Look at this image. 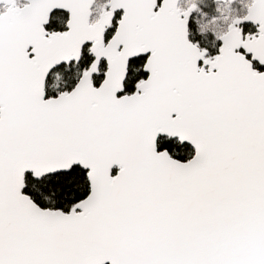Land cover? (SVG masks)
Instances as JSON below:
<instances>
[{
	"label": "snow or ice",
	"instance_id": "1",
	"mask_svg": "<svg viewBox=\"0 0 264 264\" xmlns=\"http://www.w3.org/2000/svg\"><path fill=\"white\" fill-rule=\"evenodd\" d=\"M194 11L0 0V264H264V0Z\"/></svg>",
	"mask_w": 264,
	"mask_h": 264
},
{
	"label": "rangeland",
	"instance_id": "2",
	"mask_svg": "<svg viewBox=\"0 0 264 264\" xmlns=\"http://www.w3.org/2000/svg\"><path fill=\"white\" fill-rule=\"evenodd\" d=\"M105 0H95L96 10H100ZM214 3L212 12H205L203 6L207 5L205 0H181L179 7L186 9L195 5L190 22L194 25L197 33H211L216 38L223 35L228 25L234 18L243 16L246 12L248 0H232L225 3ZM120 14V13H118Z\"/></svg>",
	"mask_w": 264,
	"mask_h": 264
},
{
	"label": "trees",
	"instance_id": "3",
	"mask_svg": "<svg viewBox=\"0 0 264 264\" xmlns=\"http://www.w3.org/2000/svg\"><path fill=\"white\" fill-rule=\"evenodd\" d=\"M206 4L205 6H203V9L205 12H212L213 10V6L214 3L212 0H205ZM54 14H63V12H55ZM119 15V14H117ZM189 27L192 28L193 25L190 22ZM191 36L193 39L198 38L200 44L202 45V47H206L209 49V53L211 55H215L216 54V49H212L214 48V46L216 45V43L219 45V43L217 42V39L215 36H213L211 33H197L195 28H193L191 30ZM136 63H140L139 60H136ZM79 69L75 68V67H67L64 71L54 74L53 75V85L60 88V87H64L66 86V84H68L72 79L76 78L77 74H78Z\"/></svg>",
	"mask_w": 264,
	"mask_h": 264
},
{
	"label": "water",
	"instance_id": "4",
	"mask_svg": "<svg viewBox=\"0 0 264 264\" xmlns=\"http://www.w3.org/2000/svg\"><path fill=\"white\" fill-rule=\"evenodd\" d=\"M181 0H178V4H179V2H180ZM212 1H214L215 3H225V2H231L232 0H212ZM193 6H195V5H190L187 9H190V8H192ZM195 9H196V7H195ZM186 10V9H185ZM55 12H63V10H54V13ZM118 13H120V14H122V10H120ZM250 24V23H249ZM230 26V25H229ZM229 28V27H228ZM220 43V42H219Z\"/></svg>",
	"mask_w": 264,
	"mask_h": 264
},
{
	"label": "flooded vegetation",
	"instance_id": "5",
	"mask_svg": "<svg viewBox=\"0 0 264 264\" xmlns=\"http://www.w3.org/2000/svg\"><path fill=\"white\" fill-rule=\"evenodd\" d=\"M213 2H214V1H213ZM186 9H187V8H186ZM234 19H235V18H234ZM234 19H233V20H234ZM233 20H232V21H233ZM231 23H232V22H231ZM231 23H230V24H231ZM230 24H229V25H230ZM229 25H228V27H229ZM241 27H244L246 31H253V32L255 31V29H254L249 23H248V24H245V25H241ZM227 30H228V28H227ZM216 39H217V38H216ZM218 43H219V42H218Z\"/></svg>",
	"mask_w": 264,
	"mask_h": 264
}]
</instances>
